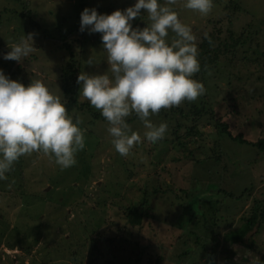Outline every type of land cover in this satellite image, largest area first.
I'll return each instance as SVG.
<instances>
[{
    "label": "rangeland",
    "instance_id": "obj_1",
    "mask_svg": "<svg viewBox=\"0 0 264 264\" xmlns=\"http://www.w3.org/2000/svg\"><path fill=\"white\" fill-rule=\"evenodd\" d=\"M134 3L0 0V54L23 34L35 33L36 48L19 62L0 55V68L26 86L42 80L86 129L74 166L62 170L34 152L0 180V264H264V221L242 242L227 239L256 202L264 207V150L231 137L264 139V0H213L206 16L176 0L173 7L197 37L201 70L194 78L206 92L150 116L154 124L167 122L164 138L142 139L122 156L106 119L76 83L80 72L108 69L101 34L80 32V14L85 7L110 14ZM141 14L133 27L147 26ZM90 56L97 63L85 64ZM190 108L195 117L183 116ZM127 121L143 137L135 114ZM146 199L150 217L140 223L127 209H141ZM198 211L210 223L189 222Z\"/></svg>",
    "mask_w": 264,
    "mask_h": 264
},
{
    "label": "clouds",
    "instance_id": "obj_2",
    "mask_svg": "<svg viewBox=\"0 0 264 264\" xmlns=\"http://www.w3.org/2000/svg\"><path fill=\"white\" fill-rule=\"evenodd\" d=\"M175 4L176 0H135L110 14L98 13L95 7H85L80 14V32L101 34L108 69L80 72L76 83L80 95L106 119L111 142L122 156L142 139L156 143L164 138L167 122L154 124L150 116L183 101H196L206 92L194 78L201 70L197 37L181 21ZM184 7L206 16L213 0H184ZM142 9L147 26L133 27L134 18L143 20ZM34 36L23 34L0 55L21 61L36 50ZM205 38L210 39L207 33ZM94 63L93 56L85 61ZM133 114L143 123V137L127 121ZM81 124V117L70 114L66 102L42 80L33 79L26 86L0 68V180L21 156L34 152L54 158L62 170L74 166L78 152L85 148L86 129Z\"/></svg>",
    "mask_w": 264,
    "mask_h": 264
},
{
    "label": "trees",
    "instance_id": "obj_3",
    "mask_svg": "<svg viewBox=\"0 0 264 264\" xmlns=\"http://www.w3.org/2000/svg\"><path fill=\"white\" fill-rule=\"evenodd\" d=\"M77 88V87H76ZM199 111H201V109L199 108L198 109ZM182 111V109H181ZM183 116H187V117H190L191 115H195L197 114V110L196 109H192L190 108L189 110V113H185V111L183 112L182 111ZM203 115V114H202ZM199 114V116H202ZM222 130L224 133H227V135H231V132L228 130L227 128V124L226 123H223L222 122ZM231 137L236 141H239L241 143H247V144H252V145H258L260 147V149L264 150V139H261L259 140L258 142L256 143H252L246 139L243 138L242 135H237V136H232ZM146 197H149L148 195V192L146 191ZM263 202V201H262ZM262 202H256V206L254 205V208L250 214V216H247L244 218V224H243V227L241 228H244L242 232H239L240 229L238 230H233L232 232H235L236 234H232V232L228 233L227 234V239H230V240H233V241H236V242H242L246 235L248 234V232L250 230H253L255 229L256 227H258L259 225L262 224V222L264 221V207L260 206L259 203H262ZM144 206L141 208V209H137L136 207L134 206H131L127 209V213L128 214H133V213H136L137 217L140 219V223L142 222V219L144 217H150V210H151V206L149 205L148 203V199H146L144 201ZM200 211L197 212V214H195L196 216L197 215H202L201 219L200 218H197L196 216H192L190 218V221L188 220V218L186 219L187 222H192L193 224H195L196 226L200 225V223L203 221L204 224H207V223H210L208 222V218H209V215L208 213H204V214H198ZM211 212V211H210ZM212 213V212H211ZM137 217L135 216V219L137 220ZM139 223V224H140ZM209 263V262H208ZM207 263V264H208Z\"/></svg>",
    "mask_w": 264,
    "mask_h": 264
}]
</instances>
